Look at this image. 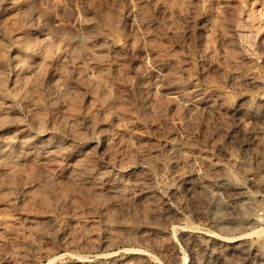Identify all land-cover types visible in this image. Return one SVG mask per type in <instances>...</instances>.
<instances>
[{"label": "rangeland", "instance_id": "obj_1", "mask_svg": "<svg viewBox=\"0 0 264 264\" xmlns=\"http://www.w3.org/2000/svg\"><path fill=\"white\" fill-rule=\"evenodd\" d=\"M0 264H264V0H0Z\"/></svg>", "mask_w": 264, "mask_h": 264}, {"label": "bare ground", "instance_id": "obj_2", "mask_svg": "<svg viewBox=\"0 0 264 264\" xmlns=\"http://www.w3.org/2000/svg\"><path fill=\"white\" fill-rule=\"evenodd\" d=\"M36 143V141L34 142V141H28V140H22V141H20L17 145L19 146V148H22L23 150H28V149H30V148H32V147H34V144ZM53 144V143H52ZM8 147H9V145L8 144H5L4 143V150H3V152H6L7 150H8ZM46 148H47V150L45 151V153L46 154H50L51 153V149L48 147V146H45ZM20 152V151H19ZM198 180V179H197ZM197 182V181H196ZM261 227V226H260ZM258 228V231H260V230H262L263 229V227H261V228ZM257 230V229H256ZM256 230H255V232H256Z\"/></svg>", "mask_w": 264, "mask_h": 264}, {"label": "built area", "instance_id": "obj_3", "mask_svg": "<svg viewBox=\"0 0 264 264\" xmlns=\"http://www.w3.org/2000/svg\"><path fill=\"white\" fill-rule=\"evenodd\" d=\"M259 218H260V220L262 219V218H261V215L259 216Z\"/></svg>", "mask_w": 264, "mask_h": 264}]
</instances>
